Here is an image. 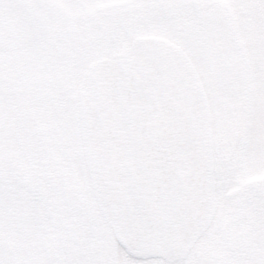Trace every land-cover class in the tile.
Segmentation results:
<instances>
[{"label": "snow or ice", "instance_id": "snow-or-ice-1", "mask_svg": "<svg viewBox=\"0 0 264 264\" xmlns=\"http://www.w3.org/2000/svg\"><path fill=\"white\" fill-rule=\"evenodd\" d=\"M0 264H264V0H0Z\"/></svg>", "mask_w": 264, "mask_h": 264}]
</instances>
